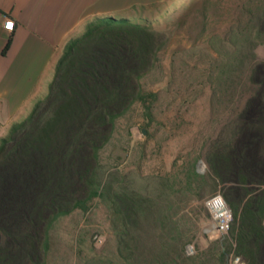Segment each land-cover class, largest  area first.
<instances>
[{
  "label": "trees",
  "instance_id": "obj_1",
  "mask_svg": "<svg viewBox=\"0 0 264 264\" xmlns=\"http://www.w3.org/2000/svg\"><path fill=\"white\" fill-rule=\"evenodd\" d=\"M250 22L231 34L225 72L218 74L220 81L243 69L237 76L242 105L225 135L210 140L203 160L232 211L229 248L243 264H264V58L254 52L264 45V6ZM156 45L154 31L113 17L96 19L67 44L47 95L0 143V264H43L53 224L95 198L108 200L121 220L119 264H178L164 245L149 256L140 250L141 224L161 228L165 216L159 211L151 221L152 201L113 191L99 165L115 121L142 98L139 81Z\"/></svg>",
  "mask_w": 264,
  "mask_h": 264
},
{
  "label": "rangeland",
  "instance_id": "obj_2",
  "mask_svg": "<svg viewBox=\"0 0 264 264\" xmlns=\"http://www.w3.org/2000/svg\"><path fill=\"white\" fill-rule=\"evenodd\" d=\"M128 4V10L109 16L154 31L157 45L152 66L139 81L142 98L115 121L99 152L100 174L115 192L126 189L148 197L156 208L151 221L159 211L165 216L161 228L151 223L140 226L139 247L146 255L156 254L164 245L178 264H233L229 229L218 232L205 206L213 196H223L221 186L207 176L203 157L210 140L225 135L242 105L237 76L243 69L218 81L220 71L225 72V55L231 51L230 36L250 28L264 0L148 4L128 0ZM213 37L220 39L210 45ZM254 52L263 59L264 45L257 44ZM16 124L0 117V143ZM198 155L202 159L196 163L195 176L192 164ZM120 229L121 220L111 203L95 198L86 210L75 209L53 224L43 264H119ZM95 235L104 236L99 248L93 244ZM188 245L193 247L191 256L185 253Z\"/></svg>",
  "mask_w": 264,
  "mask_h": 264
},
{
  "label": "crops",
  "instance_id": "obj_3",
  "mask_svg": "<svg viewBox=\"0 0 264 264\" xmlns=\"http://www.w3.org/2000/svg\"><path fill=\"white\" fill-rule=\"evenodd\" d=\"M128 5V0H0V117L17 123L28 118L47 95L67 44L96 19ZM7 19L14 21L12 32L4 28Z\"/></svg>",
  "mask_w": 264,
  "mask_h": 264
},
{
  "label": "built area",
  "instance_id": "obj_4",
  "mask_svg": "<svg viewBox=\"0 0 264 264\" xmlns=\"http://www.w3.org/2000/svg\"><path fill=\"white\" fill-rule=\"evenodd\" d=\"M9 23L12 25V28L8 27ZM4 28L7 31L12 32L14 29V21L7 19L4 23ZM205 206L208 209L212 219L215 221L218 232L221 234L226 233L229 229V224L232 218L229 208L221 195L217 194L213 196L211 199L205 202ZM104 241L103 235H95L93 238V244L97 248L101 247L104 244ZM185 253L186 255L191 256L194 253L193 247L191 245L186 246ZM240 260L241 259L239 257H234L233 264H239Z\"/></svg>",
  "mask_w": 264,
  "mask_h": 264
},
{
  "label": "snow or ice",
  "instance_id": "obj_5",
  "mask_svg": "<svg viewBox=\"0 0 264 264\" xmlns=\"http://www.w3.org/2000/svg\"><path fill=\"white\" fill-rule=\"evenodd\" d=\"M8 27H9V28H12V25L9 23V24H8Z\"/></svg>",
  "mask_w": 264,
  "mask_h": 264
}]
</instances>
